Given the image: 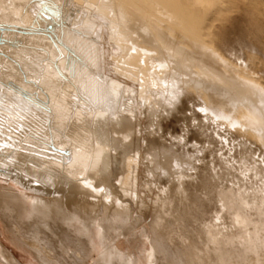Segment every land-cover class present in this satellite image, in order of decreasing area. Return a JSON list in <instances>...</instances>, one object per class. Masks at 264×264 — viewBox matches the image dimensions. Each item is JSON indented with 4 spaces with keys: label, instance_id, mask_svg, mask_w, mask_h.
<instances>
[{
    "label": "bare ground",
    "instance_id": "6f19581e",
    "mask_svg": "<svg viewBox=\"0 0 264 264\" xmlns=\"http://www.w3.org/2000/svg\"><path fill=\"white\" fill-rule=\"evenodd\" d=\"M169 120L195 131L202 155L238 147L235 187L213 190L199 248L173 236L196 211L178 170L197 150L162 140ZM251 160L264 165V0H0V221L38 264H264V182L252 203L242 184L262 175ZM213 168L192 169L232 182ZM140 182L164 199L137 230ZM17 262L0 242V264Z\"/></svg>",
    "mask_w": 264,
    "mask_h": 264
},
{
    "label": "rangeland",
    "instance_id": "374dc122",
    "mask_svg": "<svg viewBox=\"0 0 264 264\" xmlns=\"http://www.w3.org/2000/svg\"><path fill=\"white\" fill-rule=\"evenodd\" d=\"M98 42H99V40H98ZM165 124H167V125H165ZM183 127L181 126H179L174 120H169V121H167V122H165V123H163V133L162 134H159V136L161 135L162 136V140L165 142V143H167V144H169V142L173 139L175 142H179V144H180V146H181V152L182 153H187V152H189L190 151V148L191 147H194L195 148V150H197V152H195V153H197V154H195V153H191L192 155H195L196 156V159L193 161V163L191 164L192 166L190 167H186V168H179V170H178V172H180V174H181V176L183 175V177L185 178V179H183V181L181 180V184L183 183V185H181V190H183L182 192H184L185 193V195H184V193H182V196H185V197H182V198H184V200H185V202H186V200L188 201V204H189V206L190 207H192L191 209H193L194 207H196V211H193L192 212V215H193V219L192 220H190L188 223H186L184 226L185 227H181V226H178V225H176V224H174L175 225V227L172 225V228H171V230H172V235L173 236H176L175 238L178 240V241H182V242H180L179 244H182V246H183V248H185V245H183V244H185L186 243V248H188L190 245H195V246H197V248H199L200 246H201V244L202 245H204V238H202L203 236H202V234H203V232H204V229H205V225L207 224H210V222H211V224H212V220L214 221V216H216V214H218V212H219V206H218V204H216L213 200L215 199V196H214V192H216L218 189L220 190L221 188H224V189H229V187L230 186H234L235 185V180H237V176H238V170L236 169L237 168V163H236V161H237V158H236V156H235V154H234V150H238V147L236 146V143H232L230 140H229V143H225L226 145H224V148H221V146H216V147H214L215 148V153L217 154V156L218 155H220V156H218V157H220V158H217V156H216V154H213V156H211V155H209V154H201V153H198V148H201V144H200V141H199V138L196 136V134H195V131L194 130H192V129H187V130H185V128L183 129ZM149 130H151V129H148V132H149ZM191 130V131H190ZM147 132V131H146ZM193 132V133H192ZM187 133H189V134H187ZM156 136H158V134H156ZM194 136V137H193ZM170 138V139H169ZM180 138V139H179ZM182 138V139H181ZM184 139V140H183ZM188 141H187V140ZM180 140H181V142L182 143H180ZM183 140V141H182ZM190 143V144H189ZM233 144V145H232ZM189 145V146H188ZM191 145V146H190ZM226 146V147H225ZM233 147V150H231L232 149V147ZM228 147H230L229 149H227ZM173 149L175 148V147H172ZM218 148H219V150H218ZM235 148V149H234ZM221 149H222V151H221ZM216 150H218L217 152H216ZM232 151V152H231ZM152 152L153 151H151L150 153L152 154ZM155 152H158V150L157 149H155ZM221 153V154H220ZM150 154V155H151ZM227 155V156H226ZM150 157L149 156V154H146L145 155V157ZM177 156V159L175 158V160L172 162L173 163V165L174 166H176L177 164V166H179V164H180V162H181V160H180V157H179V155H176ZM233 156V157H232ZM201 157H202V160H201ZM215 158V159H214ZM217 158V159H216ZM150 159V158H149ZM198 159H200V161L198 160ZM225 159H226V161H225ZM197 160V161H196ZM218 160V161H217ZM219 161H222V162H220V163H218ZM205 163L207 166H208V168H209V170L210 171H212V167H214L213 169H214V171H216L217 173H222L223 171H225V169H228V168H230V169H233V170H230L229 169V171H231V172H229V173H231L230 175H232L231 177H233L232 178V182H230V180H231V178H229L228 179V181H226V179H225V181H223V179L222 180H220V183L219 182H212V181H208L207 179H204L205 177H202V175L201 174H197V173H195L196 172V170L195 169H192V168H196V167H198V166H200L202 163ZM227 162H228V165H227ZM257 162V163H256ZM152 163V162H151ZM150 163V161L148 160V164H151ZM196 163H197V165H196ZM222 163V164H221ZM227 165L226 167H225V165ZM255 164V165H254ZM258 164V165H257ZM220 165H222L221 167H220ZM250 165H253L252 167H255V166H258V167H255V168H259V169H261V170H259V169H257V171H259L258 172V175L261 173L262 175H259V177H261V178H259V177H256V178H254V177H252V175H250L248 178H247V180L245 179L244 180V182H242V184H243V189H247L246 191L249 193H247V195H246V198H245V200L247 201V200H252L251 202H250V200L249 201H247V203H252L254 200V192L260 187L259 185H261L260 184V182H264V165L262 164V163H260L259 161H256L255 160V162H253L252 160H251V162H250ZM260 165H262L261 167H260ZM180 167V166H179ZM219 167V168H218ZM223 167L225 168L224 170H222L223 169ZM232 167V168H231ZM217 168V169H216ZM263 169V170H262ZM185 170L187 171V173L185 172ZM193 171V172H192ZM234 171V172H233ZM238 171V172H237ZM184 173V174H183ZM193 173V174H192ZM224 173V172H223ZM233 173L234 174H236L235 176H233ZM145 175H146V173H144ZM144 174H143V176H144ZM192 174V175H191ZM178 174H176V175H174V177H176ZM190 177V178H189ZM192 177V178H191ZM196 179H195V178ZM200 180H199V179ZM262 179V180H261ZM144 181L146 180V179H143ZM143 180H142V182H143ZM203 180V181H202ZM260 180V181H259ZM177 180H174V183H175V185L176 186H178V182L180 183V181H178V182H176ZM187 181H188V184H187ZM193 181V182H192ZM222 181V182H221ZM254 181V182H253ZM2 181H0V183H1ZM142 182H140V184H141V186L139 187L140 189H138L139 191H138V193L140 194V197L142 198V199H144V200H146V203H147V208H148V212L147 213H144V214H141V213H139L138 211H135V213H133V215H132V217H133V219H137V220H140L139 222H137V224H136V228L138 227V229L137 230H140V229H142V228H147L148 226H149V223H150V221L152 220V217H153V214H152V212H151V210L153 209L152 207H154V206H158L159 204H160V201H161V196L163 197V199H164V195L162 194V193H160V191H158V190H155V189H153V190H151L150 191V193H149V190L147 189L146 191H145V189L146 188H141L142 186H143V184H142ZM195 182V183H194ZM212 182V183H211ZM237 182V181H236ZM256 182V183H255ZM3 183V184H2ZM1 184L2 185H7V183L6 182H2ZM161 185L160 186H163L164 187V184L167 186V184H169L170 185V183H167L166 184V180H163V181H160L159 182ZM164 183V184H163ZM223 183H225V184H223ZM234 183V184H233ZM157 184V183H156ZM224 185V187H223V185ZM232 184V185H231ZM246 184V185H245ZM188 185V186H187ZM193 187H192V186ZM206 185V186H205ZM209 185V186H208ZM228 185H229V187H228ZM244 185L245 186H248V187H250L251 189H253L252 191L253 192H250L251 190H249L248 191V187L246 188V187H244ZM254 187H253V186ZM190 186V187H189ZM208 186V187H207ZM214 186V187H213ZM231 187V188H234V187ZM259 186V187H258ZM144 187V186H143ZM183 187H185V188H183ZM188 187H189V189H188ZM207 187V188H206ZM256 187V190L254 189ZM258 187V188H257ZM183 188V189H182ZM249 188V189H250ZM143 189V190H142ZM195 189V190H194ZM210 189V190H209ZM189 191L188 193H187V191ZM194 190V191H193ZM213 190H214V192H213ZM144 191V192H143ZM210 191V192H209ZM156 192V193H155ZM208 192H209V194H208ZM149 193V194H148ZM161 195V196H158L159 194ZM207 193V194H206ZM210 193H213V195H211ZM251 193H253V194H251ZM143 194V195H142ZM151 194V196H149ZM251 194V195H250ZM142 195V196H141ZM196 195V196H195ZM207 195V196H206ZM210 195V196H209ZM250 195V197H248ZM190 196V197H189ZM200 196H201V198H200ZM211 196H212V198H211ZM253 196V197H252ZM147 197H149V198H147ZM153 197H154V200L152 201L151 199H153ZM156 197H158L159 198V200H158V198L156 199ZM179 198L181 197V196H178ZM194 197H196L195 199H194ZM202 197H204V198H206V199H203ZM210 197V198H209ZM248 197V198H247ZM190 198V199H189ZM192 198V199H191ZM203 199V200H199V199ZM207 198H209L208 200H207ZM196 199H198L199 201H201V202H203V206L202 207H197V206H194V202H195V200ZM149 202H148V201ZM151 200V201H150ZM155 200H157V201H159V202H157L156 201V203H157V205H156V203L154 204V202H155ZM205 200V201H204ZM194 201V202H193ZM214 203V205H212ZM208 204V205H207ZM193 205V206H192ZM215 206V207H214ZM218 206V207H217ZM170 209V208H169ZM169 209L167 210V208L165 209L166 210V214L165 213H163V212H161L160 214H165V215H160V216H164L165 218H166V215H167V218L168 217H170V214L171 215H173L175 212L174 211H170V212H168L169 211ZM216 209H217V211H216ZM198 210H200V211H198ZM204 211V212H203ZM207 211V212H206ZM195 212H196V214H195ZM200 212V213H199ZM252 212V211H251ZM250 211H248V214L249 213H251ZM168 213H169V216H168ZM173 213V214H172ZM199 213V214H198ZM203 213V214H202ZM253 213V212H252ZM205 214V216H203ZM208 214H210V215H208ZM176 215V213L173 215V216H175ZM202 215V216H201ZM250 215H252V218H254L255 216H253V214H250ZM145 216V217H144ZM196 216V217H195ZM207 216V217H206ZM209 216H211V217H209ZM199 217H200V220H199ZM203 217V218H202ZM163 218V217H162ZM166 218V219H167ZM170 218H172V217H170ZM169 218V219H170ZM197 218V219H196ZM224 218V219H223ZM225 218H227V219H225ZM164 219V218H163ZM206 219V220H205ZM210 219V220H209ZM222 220H219L218 221V226L220 227V228H222V225H223V228H225V233L224 234H226V235H224L223 234V236H224V239L226 240V237H227V241H229V243H230V245H232L230 248H233V247H235V245H236V250H239V247H240V250L239 251H241L242 250V248H243V244H244V241H242L241 239H242V236H241V238H240V235H239V233L240 232H237V229L236 228H234L233 226H231L232 224H231V220H230V218H228V216H223L222 218H221ZM195 220H196V222L198 223V224H196L195 223ZM228 220V221H227ZM204 221V222H203ZM210 221V222H209ZM221 221H222V223H221ZM225 221V222H224ZM195 223V227L194 226H191V225H193ZM200 223V224H199ZM203 223H204V225H203ZM220 223H221V225H220ZM225 223V224H224ZM228 224V225H227ZM188 225V226H187ZM200 225H203V226H201L200 227ZM9 226V222H7L6 221V223H5V225L3 224V223H1V221H0V242L2 243V245L7 249V251L10 253V254H12L14 257H15V259L18 261L17 263L18 264H38L37 262H36V260L32 257V256H30L26 251H24V250H22L23 248H21V247H19V246H17L18 244H16V242H14V241H12V239L10 238L11 237V235H9L10 233L6 230L7 229V227ZM176 226H178V229L176 228ZM198 226V227H197ZM225 226V227H224ZM187 227H188V229H187ZM194 227V228H193ZM204 227V228H203ZM227 227V228H226ZM234 229H233V228ZM174 228V229H173ZM185 230H184V229ZM197 228V229H196ZM203 229V232H201L199 229ZM22 231L23 232H26V227H23L22 226ZM177 229V230H176ZM181 229H183V230H181ZM193 229V230H192ZM201 229V230H202ZM230 230V232L228 233V231ZM234 230V231H231V230ZM173 230L175 231L174 233H173ZM188 230V231H187ZM194 230H195V232H194ZM199 232H198V231ZM183 231V232H182ZM186 231V232H185ZM190 231V232H189ZM8 232V233H7ZM188 232H189V234H188ZM182 233V234H181ZM184 233V234H183ZM201 233V234H200ZM227 233H228V235H227ZM234 233V234H233ZM237 233V234H236ZM191 234H193V238L191 237ZM236 234V235H235ZM178 235V236H177ZM180 235V236H179ZM187 236V238L186 237H184V236ZM195 235V236H194ZM204 235V234H203ZM231 235V236H230ZM232 235H235V236H232ZM190 236V237H189ZM198 236H200V237H198ZM202 236V237H201ZM237 236H238V238L241 240V244H242V247L241 246H239V245H241L240 243H239V241L240 240H238V238H237ZM180 237H183V238H181L180 240H179V238ZM194 237H196V238H194ZM230 237V238H229ZM232 237V238H231ZM187 239V242L185 241H183L182 239ZM199 239V241L201 242V243H199V244H197V242H199L198 241V239ZM236 238V239H235ZM261 239H260V241L261 242H263V235H261V237H260ZM197 239V240H196ZM230 239V240H229ZM234 239V242L232 243V240ZM189 240V241H188ZM236 240H238L237 241V243H235L236 242ZM203 241V242H202ZM188 243V244H187ZM117 244H118V247L120 248V249H122V250H127L129 247H128V244L125 242V240L122 238V237H120L119 239H118V241H117ZM143 244V243H142ZM197 244V245H196ZM15 245V246H14ZM145 245V244H144ZM189 245V246H188ZM200 245V246H199ZM238 245V246H237ZM140 246V245H139ZM142 246V245H141ZM147 246V245H146ZM17 247H19V248H21V250L19 249V248H17ZM203 247V246H202ZM201 247V248H202ZM238 247V248H237ZM235 248H233L234 250H235ZM244 249V248H243ZM243 251V250H242ZM251 258H253L251 255H249ZM249 257V258H250ZM90 262V261H89ZM70 263V260H68V259H66L65 261H64V264H69Z\"/></svg>",
    "mask_w": 264,
    "mask_h": 264
}]
</instances>
